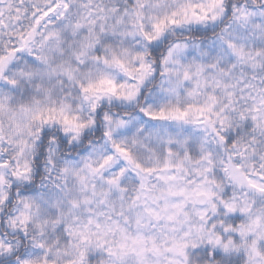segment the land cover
<instances>
[{"label":"snow or ice","instance_id":"1","mask_svg":"<svg viewBox=\"0 0 264 264\" xmlns=\"http://www.w3.org/2000/svg\"><path fill=\"white\" fill-rule=\"evenodd\" d=\"M0 264H264V0H0Z\"/></svg>","mask_w":264,"mask_h":264}]
</instances>
